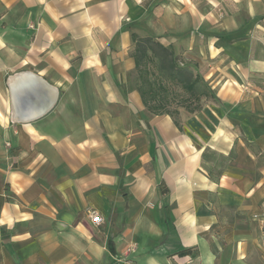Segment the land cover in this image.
<instances>
[{
	"label": "crops",
	"instance_id": "crops-1",
	"mask_svg": "<svg viewBox=\"0 0 264 264\" xmlns=\"http://www.w3.org/2000/svg\"><path fill=\"white\" fill-rule=\"evenodd\" d=\"M132 33L221 102L149 111ZM263 217L264 0H0V264H264Z\"/></svg>",
	"mask_w": 264,
	"mask_h": 264
},
{
	"label": "trees",
	"instance_id": "trees-1",
	"mask_svg": "<svg viewBox=\"0 0 264 264\" xmlns=\"http://www.w3.org/2000/svg\"><path fill=\"white\" fill-rule=\"evenodd\" d=\"M131 54L135 61L136 77L140 82L139 92L149 111L155 114H169L177 118L178 107L189 112L201 108L202 97H214L213 90L199 74H193L187 66H180L178 55L171 45H164L152 36H138L132 33ZM188 90L184 96L176 89ZM194 102V106H192ZM189 248L177 252L185 255Z\"/></svg>",
	"mask_w": 264,
	"mask_h": 264
},
{
	"label": "rangeland",
	"instance_id": "rangeland-1",
	"mask_svg": "<svg viewBox=\"0 0 264 264\" xmlns=\"http://www.w3.org/2000/svg\"><path fill=\"white\" fill-rule=\"evenodd\" d=\"M153 37V36H152ZM155 38V37H154ZM156 39V38H155ZM157 40V39H156ZM158 41V40H157ZM178 55V54H177ZM178 63H179V65L180 66H187L188 67V69L189 70H191L192 72H193V74H199L200 76H202L203 77V79L204 80H206L207 81V83H208V85H209V87L211 88V84L209 83V81L207 80V78H205L203 75H205V72L207 71V68H206V66H202V67H199V61H195V59L194 58H190V59H187L186 58V60L184 59V58H182L180 55H178ZM220 58H223V57H220ZM187 61V62H186ZM205 65H208V64H206L205 63ZM210 65V64H209ZM221 70H223L222 68H220L219 69V71H221ZM131 83L134 85V79H133V81H131ZM139 83L140 82H138V81H136L135 82V84L137 85V87H138V85H139ZM131 84V85H132ZM212 89V88H211ZM177 91H178V93H180V94H183L184 96H187L188 94H189V92H188V90H186V89H184V90H182L181 88H178V89H176ZM213 90V89H212ZM213 93H214V91H213ZM203 100H205V98L204 97H202V100L201 101H203ZM206 100H212V101H215V102H219L220 100H219V98L215 95V93H214V97L213 98H211V97H208ZM221 102V101H220ZM195 104H194V102H193V104H192V106H194ZM119 264V263H118Z\"/></svg>",
	"mask_w": 264,
	"mask_h": 264
},
{
	"label": "built area",
	"instance_id": "built-area-1",
	"mask_svg": "<svg viewBox=\"0 0 264 264\" xmlns=\"http://www.w3.org/2000/svg\"><path fill=\"white\" fill-rule=\"evenodd\" d=\"M90 218L96 224H99L101 221V216L94 210L90 211ZM261 230H262L263 241H264V217L262 218Z\"/></svg>",
	"mask_w": 264,
	"mask_h": 264
},
{
	"label": "bare ground",
	"instance_id": "bare-ground-1",
	"mask_svg": "<svg viewBox=\"0 0 264 264\" xmlns=\"http://www.w3.org/2000/svg\"><path fill=\"white\" fill-rule=\"evenodd\" d=\"M15 78H16V77H15ZM12 79H13V77H12ZM11 81H12V80H11ZM29 95H30V94H29ZM26 106H27V105H26ZM28 106H29V105H28ZM24 110H25V109H24ZM28 110H29V108H28ZM28 110H27V111H28ZM27 113H28V112H27ZM23 114H25V113H23Z\"/></svg>",
	"mask_w": 264,
	"mask_h": 264
}]
</instances>
